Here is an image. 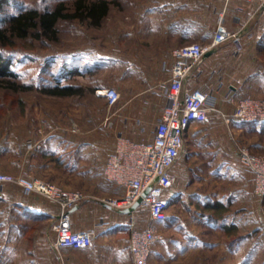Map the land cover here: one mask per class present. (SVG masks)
I'll return each instance as SVG.
<instances>
[{
	"label": "crops",
	"instance_id": "obj_1",
	"mask_svg": "<svg viewBox=\"0 0 264 264\" xmlns=\"http://www.w3.org/2000/svg\"><path fill=\"white\" fill-rule=\"evenodd\" d=\"M189 2L190 10L199 8L192 0ZM164 3L162 10H170L171 5L167 1ZM222 3L227 29L235 31L244 26L243 41L246 42V38L250 37L257 42L261 35L255 27L261 26L264 17L255 14L256 3L240 0H229L227 3L222 0ZM213 30L214 25L211 24L200 26L196 14L194 20L190 18L186 22L162 21L149 33L139 36L142 42L162 43L164 53L160 59L153 61L154 64L151 62L144 69L145 73L156 77H151L139 98L132 95L123 100L120 91V100L108 107L109 111L105 112V121L102 122L111 125V135L134 141L152 137L154 127L167 104L166 91L174 62L173 49L192 42L209 44ZM249 59L254 65L257 64L251 74H248L246 64ZM259 64L253 50L236 54L232 43L226 41L213 47L209 55L203 56L186 79L185 85L208 91V105L229 114L234 109L233 102L239 97L255 90L261 91V83H255L259 81L258 77L264 76V70ZM63 85H73L80 90L84 88L81 81L71 83L69 80ZM94 89L100 87H91V90ZM32 121L36 123V119ZM235 123V118L226 123L221 115L211 112L210 121L206 125L212 128L191 135L190 128L201 124L193 123L186 131V152L173 167L176 182L168 193L170 204L166 219L159 223L162 238L154 243L148 264H264V194L256 195L258 198L255 196V208L248 212L246 167L239 162L233 136L234 130L244 132V129L240 123ZM225 124L228 129H225ZM216 126H219L217 130L214 129ZM91 131L78 127L76 130L67 129L59 135L52 133L45 137L48 146L41 141L43 137L34 141L30 139L36 136V130L31 135L28 132L19 136L15 134V138L26 139L22 141L20 149L16 147L15 153L20 156L19 161H27L31 168L35 162H53L61 172L74 171L79 159L87 158L84 155V138L92 136L78 135ZM94 137L99 138L101 135L94 134ZM57 138L61 141L55 140ZM29 139L33 143L30 151H27ZM11 144L10 141L1 143L0 155L7 154ZM113 149L106 153L107 156L102 155L104 165ZM100 156L96 152L94 159L97 161ZM101 184V193L78 190L85 197L68 210L73 229L95 230L92 245L60 250L55 249V233L50 230V225L57 219L59 206L13 184H1L0 264H133L129 250L128 223L133 216L138 225L146 226L150 223L148 215L142 224L138 221L140 210L132 214L131 211L111 207L102 199L122 196L123 188L102 177Z\"/></svg>",
	"mask_w": 264,
	"mask_h": 264
},
{
	"label": "rangeland",
	"instance_id": "obj_2",
	"mask_svg": "<svg viewBox=\"0 0 264 264\" xmlns=\"http://www.w3.org/2000/svg\"><path fill=\"white\" fill-rule=\"evenodd\" d=\"M59 1L72 5L74 0H11L7 5H0V25L4 24L8 15L16 13L21 7L35 6L42 10L45 7L52 8ZM111 1L107 16L98 24L92 23L89 19L59 20L56 23L54 38L46 36L36 38L33 31L28 37L16 38L13 44L2 47L4 54L11 58V68L17 73V80L30 85L31 89L13 92L0 87V144L4 141L12 143L8 153L0 155V171L6 173L29 171L68 191L101 193V177L104 178L105 161L101 157L107 156L106 153L114 147L116 137L113 136L114 134L111 135V125H106V122L103 124L109 106L105 99L95 96V89L91 90V87L102 88L114 85L122 92L123 100L132 95H137L139 98L151 77H156L145 73L144 69L146 70L151 62L160 59L164 53L162 43L142 42L139 38L142 33H149L162 21L181 23L189 21L190 18L194 20L196 14L200 26L214 25V33L219 15L224 16L222 0H213L212 3L211 0H192L199 6L197 10L188 8L189 0ZM165 1L171 5L170 10H162ZM255 29L261 30L258 25ZM256 43L253 38H246L242 51L247 53L253 50L256 60L264 70V52L261 53L255 47ZM246 64L249 68L248 74H251L257 64L254 65L250 59ZM61 72L68 76L60 77ZM258 78L259 81L255 83H261V91L255 90L248 94L264 99V76ZM69 80L71 83L80 81L83 83L84 88L81 89L80 95L57 96L42 91L44 87H51L57 83L63 85ZM33 119H36V123L32 121ZM235 121V125L244 122L237 118ZM206 124L193 125L189 133L192 135L196 132H206L212 128ZM78 127L81 130H92L78 136L89 134L92 136L84 138L83 146L86 149L84 155H87V158L79 159L76 170L61 172L53 162H35L31 168V164L27 161L18 160L20 156L15 153L16 147L20 149L22 141L26 139L15 138V134L19 136L28 132L31 135L36 130V136L30 139L34 141L38 137H43L41 141L48 146V140L45 138L48 135L63 134L67 129L76 130ZM218 127L214 129L217 130ZM257 127L253 132L234 130L236 150L239 143L246 146L253 154L264 156V132H260V125ZM225 129H228L227 125ZM94 134L96 136L100 134L101 137H94ZM30 139L27 141V151H30V145L33 143ZM55 140L61 141L58 138ZM96 152L101 155L97 161L94 159ZM245 172L248 197L246 210L249 212L255 208V199L258 195L254 192L253 172L248 168ZM140 211L138 221L143 224L147 212ZM159 223L161 222L155 225L159 237L155 243L162 238L159 234ZM262 239L264 241V234Z\"/></svg>",
	"mask_w": 264,
	"mask_h": 264
},
{
	"label": "built area",
	"instance_id": "obj_3",
	"mask_svg": "<svg viewBox=\"0 0 264 264\" xmlns=\"http://www.w3.org/2000/svg\"><path fill=\"white\" fill-rule=\"evenodd\" d=\"M227 3L229 0H224ZM256 3L255 14L264 17V0H240ZM244 26L230 31L224 25V16L220 14L217 27L209 44L192 42L181 45L172 51L174 58L171 67L166 96L167 104L156 123L152 137L134 141L119 136L116 138L112 153L107 157L103 174L108 182L123 188L120 197L103 198L102 201L114 208H129L138 204L131 213L145 210L150 223L138 225L131 216L129 227V250L133 264H148L154 243L159 238L154 223L166 219L170 204L168 193L176 182L173 167L179 157L186 152V131L193 123H207L210 113L221 115L226 123L231 118L241 121H264V99L247 94L234 103L231 113L209 106L208 91L192 89L186 86V79L198 65L204 54L213 47L226 41L234 46L238 54L244 49ZM95 96L104 98L108 106L114 105L121 98L120 91L114 86L94 90ZM240 162L253 172L254 192L264 194V156L253 154L246 146L237 143ZM13 184L26 192H33L59 206L57 219L50 225L55 233L54 247L81 249L92 245L95 236L93 228L75 230L68 218V210L78 205L85 195L78 190L68 191L28 172H0V185Z\"/></svg>",
	"mask_w": 264,
	"mask_h": 264
},
{
	"label": "trees",
	"instance_id": "obj_4",
	"mask_svg": "<svg viewBox=\"0 0 264 264\" xmlns=\"http://www.w3.org/2000/svg\"><path fill=\"white\" fill-rule=\"evenodd\" d=\"M11 0H0V5L4 6ZM111 0H74L72 5H66L64 1H59L52 8L45 7L40 10L35 6L21 7L16 13L6 17L4 24L0 25V87L13 92L31 89L17 80V73L11 68V58L4 54L2 47L9 46L15 39L26 38L35 33L36 38L46 36L54 38L56 35V23L59 20L67 19H89L92 23L98 24L102 18L106 17L111 6ZM260 26V25H259ZM260 37L255 47L264 52V22L260 26ZM61 72V76H64ZM258 74V73H257ZM59 77V78H60ZM43 92L57 96H67L80 93V89L73 85H61L57 83L51 87H44ZM246 132L257 130L260 125V132H264V121H244L240 123Z\"/></svg>",
	"mask_w": 264,
	"mask_h": 264
},
{
	"label": "water",
	"instance_id": "obj_5",
	"mask_svg": "<svg viewBox=\"0 0 264 264\" xmlns=\"http://www.w3.org/2000/svg\"><path fill=\"white\" fill-rule=\"evenodd\" d=\"M210 53H211V50L207 51L204 55H209ZM137 204H138V201L135 202L131 207L125 208V211H128V212L132 211L133 209L136 208Z\"/></svg>",
	"mask_w": 264,
	"mask_h": 264
}]
</instances>
